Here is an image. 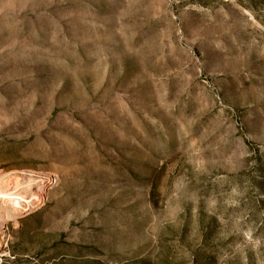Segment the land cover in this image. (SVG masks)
<instances>
[{
  "label": "rangeland",
  "instance_id": "374dc122",
  "mask_svg": "<svg viewBox=\"0 0 264 264\" xmlns=\"http://www.w3.org/2000/svg\"><path fill=\"white\" fill-rule=\"evenodd\" d=\"M15 170L0 264H264V0H0Z\"/></svg>",
  "mask_w": 264,
  "mask_h": 264
},
{
  "label": "bare ground",
  "instance_id": "6f19581e",
  "mask_svg": "<svg viewBox=\"0 0 264 264\" xmlns=\"http://www.w3.org/2000/svg\"><path fill=\"white\" fill-rule=\"evenodd\" d=\"M48 175L31 170L1 173L0 203L4 216L18 218L43 203L44 184ZM20 218V217H19Z\"/></svg>",
  "mask_w": 264,
  "mask_h": 264
},
{
  "label": "built area",
  "instance_id": "2783aa9c",
  "mask_svg": "<svg viewBox=\"0 0 264 264\" xmlns=\"http://www.w3.org/2000/svg\"><path fill=\"white\" fill-rule=\"evenodd\" d=\"M2 182H3L2 179H0V184H2Z\"/></svg>",
  "mask_w": 264,
  "mask_h": 264
}]
</instances>
